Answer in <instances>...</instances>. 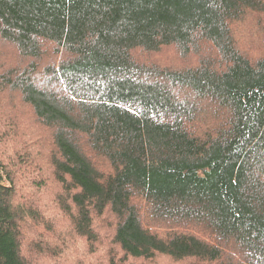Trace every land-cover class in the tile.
<instances>
[{
    "label": "trees",
    "instance_id": "1",
    "mask_svg": "<svg viewBox=\"0 0 264 264\" xmlns=\"http://www.w3.org/2000/svg\"><path fill=\"white\" fill-rule=\"evenodd\" d=\"M0 43L18 59L0 71V128L27 109L47 143L0 132V264L50 246L24 244L37 211L16 201L8 143L51 168L72 224L49 264H89L61 254L93 251L106 214L123 255L109 264H264V0H0ZM166 47L195 64L139 58Z\"/></svg>",
    "mask_w": 264,
    "mask_h": 264
},
{
    "label": "rangeland",
    "instance_id": "2",
    "mask_svg": "<svg viewBox=\"0 0 264 264\" xmlns=\"http://www.w3.org/2000/svg\"><path fill=\"white\" fill-rule=\"evenodd\" d=\"M242 41L243 40L241 39L240 42ZM244 42L248 43L251 49L254 47L250 44L251 42H253L252 38L246 39L244 40ZM244 42H242L240 46H244ZM7 51L8 50H6V48L3 47V45L0 43V71L3 67L4 69L7 68V65H9V63L15 60L18 61V59H16L13 54L11 55V53H7ZM252 54L255 55L256 53L252 51ZM139 58L140 60L147 58L162 66L167 65L169 67L178 69L186 68L191 64L194 65L196 61L194 57H190L186 60L180 59L178 57V51L174 47L163 48L158 53H152L148 55L143 54L140 55ZM15 100L16 98L14 97L12 102H14ZM16 110L20 111L21 108L17 107ZM16 110H14V112ZM10 111L11 110L8 111L6 116H9L11 114ZM22 111L24 112L23 116H19L16 119L24 123L15 122L13 120L8 121V119H6L7 125L6 122L3 121V124L1 125L4 127L0 128V132H7V130L10 128L8 125H12L13 127L15 126L19 135L18 137L14 135V137H17L14 139V142L20 144L19 140L22 141L19 145V147L22 148H24L23 146L27 143L35 142L38 140L43 142V134L41 132L42 129L32 126L33 120L31 121L29 110L26 109L25 111ZM16 123L19 125H17ZM46 145L47 143L45 144V142H43L41 144V147L45 146L46 150ZM3 149L6 151V154L9 153L6 158L14 163L17 169L20 170L21 174L25 172V174L21 177L22 182L19 184V187H17L18 196H16V201H21L20 203H23L26 207L31 205L37 211L35 213L34 219L27 218L26 223H21L23 227V235L25 236L24 244L29 246L30 248L32 244L40 243L41 241H43V238H46L50 246H44V248H47L46 251L43 247L40 248V251L45 252L43 253V255L33 257V260L38 264H49L48 262H46V259H44V257L46 256L48 250H51L52 247H55V244L52 240L50 242V239L48 237L51 238L52 235H58L63 240L70 228H72V224L69 218L65 215L63 209L53 201V194L56 196L57 193V185L53 180L51 168L41 160V156L35 154L33 149L30 152L28 162L23 166L19 164L18 155L20 154V150L19 152H17L18 148L16 146L10 145V143H8V147ZM34 150H37L39 152L38 147H34ZM1 152L2 148L0 146V153ZM17 176L19 177V175ZM114 224L115 219L109 214H106L101 218H96L94 222V230L97 233V240L92 245L93 251L96 250V252L93 253V251H90V248L86 247V245L83 244L77 245L75 246V248L70 250V248L65 247L64 244L60 243V248L62 246H64L65 248L64 252H62L61 254L62 257L60 261H62L66 257H69L70 259H72L73 257V261L75 262L86 261L89 264H109V260L121 261L123 259V255L119 251L118 247L112 244ZM30 250L33 253L38 254V252H34L31 248ZM124 263L175 264L170 260L162 257L157 258L153 261L129 259Z\"/></svg>",
    "mask_w": 264,
    "mask_h": 264
}]
</instances>
